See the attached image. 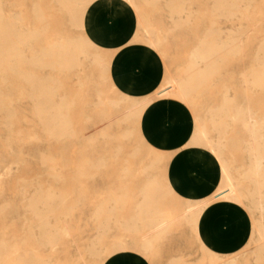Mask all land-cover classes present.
Here are the masks:
<instances>
[{"label":"rangeland","instance_id":"374dc122","mask_svg":"<svg viewBox=\"0 0 264 264\" xmlns=\"http://www.w3.org/2000/svg\"><path fill=\"white\" fill-rule=\"evenodd\" d=\"M125 1L137 16L134 41L143 44L145 54L156 51L162 61L165 78L159 96L171 97L175 85L183 82L197 47L211 49L210 73L179 100L194 121L187 145L194 148L191 138L204 134V151L227 167L231 195L219 192L220 198L248 213V242L227 256L200 242L188 221L193 201L178 200L166 177L169 156L149 146L140 133V117L150 99L115 89L108 74L110 52L91 43L83 28L73 27L55 0H0L2 16L18 18L17 28L24 32L36 27L38 11L44 34L30 43L32 50L48 40L82 39L90 48L73 68L40 71L58 82L55 99L68 106L69 135L51 137L32 101L17 97L14 85L8 87L13 99L3 106L6 113H0V264H102L121 250L137 252L149 264H264V188L261 207L255 208L250 197L254 184L245 176L250 135H260L264 142V0ZM218 1L225 2V10L215 8ZM175 4L177 12L171 9ZM3 116L11 118L6 126ZM151 183L167 189L154 205L164 215L162 224L137 221L127 229L123 223L136 219ZM37 191L57 210L46 217V227L37 226L28 207ZM105 205L109 209L101 210ZM196 205L201 214L203 205ZM42 232L53 236L52 244L43 242Z\"/></svg>","mask_w":264,"mask_h":264},{"label":"crops","instance_id":"0c3cea01","mask_svg":"<svg viewBox=\"0 0 264 264\" xmlns=\"http://www.w3.org/2000/svg\"><path fill=\"white\" fill-rule=\"evenodd\" d=\"M84 13L83 35L112 54L108 74L115 89L131 98L150 99L140 117V133L149 146L169 156L166 177L174 196L203 205L196 224L200 242L219 256L237 254L251 234L250 217L242 205L220 198L219 172L209 153L187 145L194 128L187 107L172 97L159 96L164 67L156 51L145 54L143 44L134 41V10L122 0H92ZM102 264L149 262L137 252L121 250Z\"/></svg>","mask_w":264,"mask_h":264},{"label":"bare ground","instance_id":"6f19581e","mask_svg":"<svg viewBox=\"0 0 264 264\" xmlns=\"http://www.w3.org/2000/svg\"><path fill=\"white\" fill-rule=\"evenodd\" d=\"M91 1L55 0L66 12L70 24L77 28L84 27L83 15L85 14L86 5L90 4ZM122 1L127 5L125 0ZM226 6L225 2L222 1H218L215 4V8L219 10H225ZM171 9L173 12H177L180 7L175 4L172 5ZM34 13L37 20L36 27L31 31L24 32L17 28V23L20 21L18 18L11 16L4 18L0 12V113H6V110L4 112L3 106L5 107V104L10 101L9 99H13V94L10 93L8 87L12 88L15 86L14 89L16 91H14V94L17 97H25L32 101L35 115L43 130L51 137L57 139L63 135L70 134V126L65 118V109L67 110L68 106L63 100L55 99L56 92L59 89L58 82L52 77H42L40 71L44 67L57 70L73 68L78 65L77 57L79 55L86 56L90 48L86 46L82 39L76 41L63 40L58 43L48 40L46 45L40 50H32L30 43L38 40L39 36L44 34V23L41 20V16L38 11H34ZM177 18L179 17L177 16ZM26 49L30 51L29 55H25ZM213 56L208 45L197 47L191 55L189 65L184 73L185 78L183 82L175 85L171 97L177 101L182 100L189 96L188 91L197 89L199 82L204 80L205 76L210 73L213 67ZM97 63H100L99 60ZM6 88L9 90V92L6 91L7 94L10 93L8 95L12 97L8 98L6 92L3 90H7ZM135 112L136 110L134 109L130 111L131 114ZM10 120L11 118H4L2 124L6 126ZM245 128L248 130H256V128L248 125ZM260 129H263V127ZM190 143L195 148V151H204L207 147L204 134L193 136ZM246 151L250 164L245 176L251 179L254 184L250 197L253 206L260 208L262 199L261 190L264 188V142L260 141V135H250V141L247 143ZM195 156V158H199V155L196 154ZM210 156L218 168L219 192L229 198L231 192L228 190L230 178L227 174V167L221 164L214 154ZM40 192L37 191L36 195L29 202L28 207L37 218V226L46 227L48 226L46 217L57 210L47 205V196L43 197ZM166 193L167 189L156 188L155 183L149 184L145 189L143 204L139 207L136 219L124 222L123 225L127 229H133L138 221L140 224L147 226H160L164 215L159 210L156 211L157 208L154 205L162 200ZM108 209L106 205L101 208L103 211ZM188 213V221L196 229V224L200 216L196 201L189 204ZM46 234L47 232H42L40 235L41 239L46 244H52L53 236H47ZM261 244L260 249L264 248V243L262 242Z\"/></svg>","mask_w":264,"mask_h":264}]
</instances>
